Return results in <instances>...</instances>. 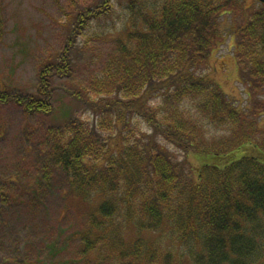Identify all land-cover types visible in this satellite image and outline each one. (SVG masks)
I'll use <instances>...</instances> for the list:
<instances>
[{
  "label": "trees",
  "instance_id": "obj_1",
  "mask_svg": "<svg viewBox=\"0 0 264 264\" xmlns=\"http://www.w3.org/2000/svg\"><path fill=\"white\" fill-rule=\"evenodd\" d=\"M245 2L125 0L131 24L84 88L92 107L101 109L100 118L71 117L38 147L26 142L27 157L38 154L34 175L21 184L18 195L1 190L2 205L39 207L52 172L61 170L73 193L95 201L81 238L82 254L95 264H180L174 258L177 246L185 247L187 264H264V130L213 78L196 73L234 35L241 80L254 100L251 111L264 110V101L257 98L264 93V2ZM115 7V0H98L66 13L70 28L62 51L40 65L37 92L16 95L26 113L53 111V76L69 75L78 39L93 20L110 16ZM225 14L240 23L236 19L223 27ZM163 82L168 89L161 93V105L153 107L152 92L161 90ZM10 94L0 91V101ZM186 100L228 131L208 135ZM135 116L152 127L150 139L128 138L124 130ZM165 142L198 158L190 178ZM1 214L0 224H5ZM128 225L159 234L127 240ZM2 251L0 264L6 258Z\"/></svg>",
  "mask_w": 264,
  "mask_h": 264
},
{
  "label": "rangeland",
  "instance_id": "obj_2",
  "mask_svg": "<svg viewBox=\"0 0 264 264\" xmlns=\"http://www.w3.org/2000/svg\"><path fill=\"white\" fill-rule=\"evenodd\" d=\"M97 1L0 0V91L8 90L13 96L5 102L0 101V191L18 195L22 192L21 184L34 175L38 154L34 151L31 157H27L26 142L38 147L55 126L65 124L71 117L95 122L100 118L101 109L92 107V99L85 95L84 88L94 74L101 72L117 38L124 37L125 29L131 24L125 0H115V11L102 20H93L85 35L78 39L69 75L53 76L54 108L50 114H28L15 101L18 94L37 92L40 65L62 51L70 28L66 13ZM257 1L246 0L245 3L253 5ZM222 18L223 27L237 19L232 14H225ZM237 21L240 23V19ZM235 42L234 35L228 36L225 43L214 49L208 64L197 68L196 73L213 78L231 102L250 114L259 129L264 130V110L256 114L251 111L254 100L249 99L248 86L241 80ZM166 82L162 83L161 90L152 92L150 103L153 107L161 105V93L168 89ZM95 98L99 99L98 96ZM257 98L264 101V93ZM184 105L203 120L208 135L219 137L228 131L227 126L214 123L197 109L195 102L186 100ZM133 120L125 130L122 128L128 138L134 139L137 135L141 141H146L147 137L150 139L152 127L148 121L141 116H135ZM118 132V128L113 130L116 139ZM165 144L175 159L182 162L187 178H190L192 166L199 163L198 158L192 153L186 155L176 145ZM22 154L27 158L22 159ZM16 177L19 180L13 179ZM67 178L61 170L52 172L50 187L43 194V204L39 207L33 208L26 203L2 205L0 201V213L5 222L0 224V250L6 256L1 264H19L18 259H26L30 262L28 264L39 260L41 264H95L82 254L81 239L82 232L87 229L89 214L96 210L95 201L88 202L73 193ZM165 229L168 230L167 225ZM158 234L139 231L134 225H128L124 230L125 238L132 241L138 236L155 237ZM174 258L180 264H187L189 256L184 246H177Z\"/></svg>",
  "mask_w": 264,
  "mask_h": 264
},
{
  "label": "water",
  "instance_id": "obj_3",
  "mask_svg": "<svg viewBox=\"0 0 264 264\" xmlns=\"http://www.w3.org/2000/svg\"><path fill=\"white\" fill-rule=\"evenodd\" d=\"M261 1H264V0H261Z\"/></svg>",
  "mask_w": 264,
  "mask_h": 264
}]
</instances>
